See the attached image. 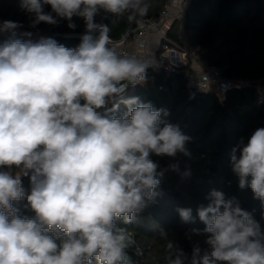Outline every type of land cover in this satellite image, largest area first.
Returning <instances> with one entry per match:
<instances>
[{"label": "clouds", "instance_id": "1", "mask_svg": "<svg viewBox=\"0 0 264 264\" xmlns=\"http://www.w3.org/2000/svg\"><path fill=\"white\" fill-rule=\"evenodd\" d=\"M20 7L34 16L32 26L59 18L74 29L79 16L85 32L76 48L33 42L30 32L0 44V264H132L126 250L135 239L126 226L154 201L162 175L150 156L189 155V137L176 125L161 127L166 110L125 96L153 60L121 54L111 28L94 16L103 10L142 23L150 3L20 0ZM18 27L4 21L0 31L15 35ZM232 152L239 187L264 202V127ZM21 176L30 179L32 217L13 203L25 198ZM197 211L207 247L194 245L189 255L167 240V264H264V234L235 198L213 190ZM178 212L192 219L191 209Z\"/></svg>", "mask_w": 264, "mask_h": 264}, {"label": "trees", "instance_id": "2", "mask_svg": "<svg viewBox=\"0 0 264 264\" xmlns=\"http://www.w3.org/2000/svg\"><path fill=\"white\" fill-rule=\"evenodd\" d=\"M148 2L149 12L142 19L157 17L169 0ZM45 11L50 12V6H45ZM183 18L184 37L175 18L167 32L169 40L199 55L225 78L264 80V0H188ZM0 19L20 25L15 35L11 32L7 37L0 32V44L10 38L27 39L22 34L30 32L33 42L53 38L60 45L76 48L85 32V21L79 16L72 18L74 29L68 27L69 21L59 18L56 25L41 22L32 26L34 16L21 9L20 0H0ZM94 22L108 25L113 41L138 29V23H128L126 17L117 18L103 10L94 16ZM190 72L185 66L175 73L151 69L143 83L125 93L126 97H139L155 109L166 110L167 115L161 114V127L165 123L176 125L189 137L185 145L189 155L150 156L162 175L154 201L137 214L134 224L126 226L135 239L126 250L132 264H167V240L189 255L194 245L206 248L205 225L197 210L208 205L213 190L222 192L226 199L235 198L264 234V202L254 197L250 187H239L231 164L233 148L241 140L247 143L256 129L264 127V101L258 102L254 88L231 90L224 96L197 91L188 84ZM124 110L121 106L120 112ZM21 180L25 198L13 203L21 216L32 217L26 199L30 179L22 176ZM184 208L191 209L188 222L178 212ZM118 225L124 226L122 221Z\"/></svg>", "mask_w": 264, "mask_h": 264}, {"label": "built area", "instance_id": "3", "mask_svg": "<svg viewBox=\"0 0 264 264\" xmlns=\"http://www.w3.org/2000/svg\"><path fill=\"white\" fill-rule=\"evenodd\" d=\"M184 0H169L167 6L162 9L155 18H144L138 23V29L131 35L130 30L123 39L113 41V46L121 54L135 55L141 59L153 60V64L146 70V75L152 70H163L167 73H175L181 67L190 69L187 75L189 86L200 92H215L224 96L228 91L254 88L259 103L264 101V80L228 79L222 76L219 69L208 66L199 55L193 51L182 48L167 38V32L178 14L184 11ZM0 19V28L3 26ZM9 32L12 31H0ZM14 32H19L15 29ZM34 35V34H33ZM155 35L158 38V46L154 51L148 50L149 37ZM35 37V36H34ZM137 85V84H136ZM136 85L129 84L126 92ZM125 92V93H126Z\"/></svg>", "mask_w": 264, "mask_h": 264}, {"label": "rangeland", "instance_id": "4", "mask_svg": "<svg viewBox=\"0 0 264 264\" xmlns=\"http://www.w3.org/2000/svg\"><path fill=\"white\" fill-rule=\"evenodd\" d=\"M188 4V0H184V2H183V8L185 9V7H186V5ZM184 12V11H183ZM183 12H181L180 14H178V17H177V19L179 20L178 21V30H180V34H181V36H183L184 37V31H183V29L181 28L182 27V23H183V20H184V18H183ZM1 34H3V35H5V36H9L10 34H9V32L7 33V32H1ZM33 36H35V37H37L38 36V33H35ZM22 177V176H21Z\"/></svg>", "mask_w": 264, "mask_h": 264}, {"label": "crops", "instance_id": "5", "mask_svg": "<svg viewBox=\"0 0 264 264\" xmlns=\"http://www.w3.org/2000/svg\"><path fill=\"white\" fill-rule=\"evenodd\" d=\"M157 46H158V38L155 35H150L148 50L152 52L157 48Z\"/></svg>", "mask_w": 264, "mask_h": 264}]
</instances>
